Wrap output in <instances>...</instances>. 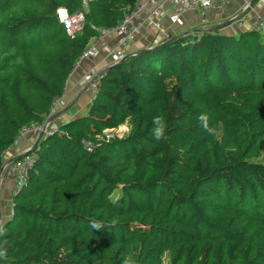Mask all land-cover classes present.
I'll use <instances>...</instances> for the list:
<instances>
[{
  "label": "trees",
  "instance_id": "trees-1",
  "mask_svg": "<svg viewBox=\"0 0 264 264\" xmlns=\"http://www.w3.org/2000/svg\"><path fill=\"white\" fill-rule=\"evenodd\" d=\"M136 2L0 0V169L21 132L51 115L99 30ZM59 8L83 11V30L69 36ZM162 43L109 65L87 111L28 151L0 264H264V32Z\"/></svg>",
  "mask_w": 264,
  "mask_h": 264
},
{
  "label": "built area",
  "instance_id": "built-area-1",
  "mask_svg": "<svg viewBox=\"0 0 264 264\" xmlns=\"http://www.w3.org/2000/svg\"><path fill=\"white\" fill-rule=\"evenodd\" d=\"M264 2V0H261ZM231 3V0H211L208 5H204L203 0H137L135 6L131 8L116 25L108 28H101L97 38V43L91 42L90 45L81 54L77 65L86 59H94L105 54L110 61L116 63L122 60L128 53L125 51L128 44L136 41L139 36L147 37V32L151 30L162 31V18L166 14L171 23L176 24L181 17L190 12H206L214 9L223 12ZM165 4L170 6V13L165 12ZM61 13L64 15L62 16ZM57 17L69 36H75L83 30L85 24V14L83 11L69 13L65 8L57 10ZM239 27H243L244 21L237 20ZM248 29L264 32V13L255 11L252 19L248 24ZM170 37L166 33L165 40ZM114 38L115 42L112 46L107 43L108 39ZM165 40L159 41L154 39V45L160 44ZM99 70L93 66L84 75V84L95 93L96 82L99 78ZM61 98L57 99L51 110V115L55 112L60 103ZM50 115V116H51ZM49 116V117H50ZM46 122V121H45ZM33 124L29 128L24 129L21 134H25L29 130L34 132H46L47 123ZM44 133V134H46ZM20 134V136H21ZM19 136V137H20ZM18 141V140H17ZM16 141V143H17ZM33 163V156L27 153L21 159L7 164V171L15 184V192L25 183L30 167ZM2 223L0 211V225Z\"/></svg>",
  "mask_w": 264,
  "mask_h": 264
},
{
  "label": "crops",
  "instance_id": "crops-1",
  "mask_svg": "<svg viewBox=\"0 0 264 264\" xmlns=\"http://www.w3.org/2000/svg\"><path fill=\"white\" fill-rule=\"evenodd\" d=\"M252 1L253 0H231L230 5L223 12H218L214 9L207 10L204 13L190 12L182 16L181 20L176 24L171 23L168 16L165 14L162 18V31H148L146 38L139 36L136 41L128 44L125 51L131 53L139 49L151 47L154 45L153 41L155 38L159 41L165 40L166 33H169L170 36H176L187 31L198 32L208 29L214 30V28L219 26L221 27L219 30L224 34H235L243 29H248V24L252 19L253 13L255 11L264 13V2L257 0L253 6H250ZM248 6H250V8H247ZM170 10V6L165 4V12L170 13ZM237 20L244 21L243 27L238 26ZM97 41V38H93L91 42L97 43ZM114 42V38L107 40L110 46H112ZM97 45H100V42H98ZM110 64H112V62L105 54L94 59L82 60L78 65L76 64L67 81L65 94L61 97V100L64 101L63 104L66 103L65 97L67 100L70 99V102L56 114V118L52 122V128H56L60 124L84 114L82 112L88 109L93 95L91 90L84 84V75L93 66L99 71H103ZM37 138L38 137H34L32 133L21 134L17 143L5 152L4 163L11 161L13 158L33 147ZM7 167L6 165L0 177V211L2 221L11 214V200L15 193V184L8 174Z\"/></svg>",
  "mask_w": 264,
  "mask_h": 264
},
{
  "label": "clouds",
  "instance_id": "clouds-1",
  "mask_svg": "<svg viewBox=\"0 0 264 264\" xmlns=\"http://www.w3.org/2000/svg\"><path fill=\"white\" fill-rule=\"evenodd\" d=\"M211 2V0H203L204 5H208ZM198 120L202 126V128L209 134H214L215 129L209 126V117L206 113H202ZM154 128L152 130V136L155 140L159 141L161 139L165 138V130H166V123L161 116H155L152 121ZM91 227L94 229L99 230L102 227V223L93 221L91 224ZM7 256L6 249L0 250V259L5 258ZM124 264H134L132 259L126 258L124 260Z\"/></svg>",
  "mask_w": 264,
  "mask_h": 264
},
{
  "label": "rangeland",
  "instance_id": "rangeland-1",
  "mask_svg": "<svg viewBox=\"0 0 264 264\" xmlns=\"http://www.w3.org/2000/svg\"><path fill=\"white\" fill-rule=\"evenodd\" d=\"M111 65V64H110ZM92 92V91H91ZM93 94V93H92ZM91 98V97H90ZM92 98H93V95H92ZM65 100H66V105L65 104H63V102L64 101H62V100H60V103H59V105H58V107L56 108V110H55V112H53V114L50 116V117H48L47 119H46V122H45V124L47 123L48 125H47V127H46V131H49L50 129H54V128H52V122L55 120V118H56V114L61 110V109H63L64 107H66L68 104H69V102H70V99H66V97H65ZM82 111V110H81ZM87 110L85 109L82 113H85ZM81 113V112H80ZM81 113V114H82ZM54 117V118H53ZM51 118H53L52 120H50ZM128 128H129V126L126 124V125H124V126H121L119 129H117L116 130V134H118V136H123L127 131H128ZM27 133H32V135L35 137V136H37L38 138H39V136H40V134L41 133H46V132H34L33 130H29L28 132H26V134ZM37 138V139H38ZM32 148V147H31ZM30 148V149H31ZM30 149H28L27 151H25V152H23L22 154H20V155H23L24 153H26V152H28ZM19 155V156H20ZM25 156V155H24ZM23 156V157H24ZM22 158V157H21ZM20 158V159H21Z\"/></svg>",
  "mask_w": 264,
  "mask_h": 264
},
{
  "label": "water",
  "instance_id": "water-1",
  "mask_svg": "<svg viewBox=\"0 0 264 264\" xmlns=\"http://www.w3.org/2000/svg\"><path fill=\"white\" fill-rule=\"evenodd\" d=\"M256 1H257V0H253V1L251 2L250 6H253V5L256 3ZM250 6H248L247 8H250ZM219 28H221V27H220V26H219V27H216V28H214V30H218ZM189 32H193V31H187V32H185V33H189ZM162 45H163V43H160V44H157V45H153V46H151V47H148V48H143V49L136 50L134 53L142 52V51H145V50H147V49H155V48H157V47H159V46H162ZM104 71H105V69H104L103 71H100L99 74H98V76H100ZM53 118H54V117H53ZM53 118H51L50 120H52ZM42 136H43V133L40 134L39 138L37 139L36 143L34 144V146H33L32 148H34V147H36V146L38 145V143H39L40 139L42 138ZM32 148H31V149H32ZM31 149H30V150H31ZM30 150H29V151H30ZM27 153H28V152L24 153L23 155L17 156V157L13 158V159H12L11 161H9V162H5V163L3 164V166H2V168L0 169V177H1V174L3 173L4 168L6 167V165H7L8 163H10V162H15V161L19 160L21 157H23V156L26 155ZM1 217H2V216H1Z\"/></svg>",
  "mask_w": 264,
  "mask_h": 264
},
{
  "label": "snow or ice",
  "instance_id": "snow-or-ice-1",
  "mask_svg": "<svg viewBox=\"0 0 264 264\" xmlns=\"http://www.w3.org/2000/svg\"><path fill=\"white\" fill-rule=\"evenodd\" d=\"M61 15L63 16L64 14H63V13H61Z\"/></svg>",
  "mask_w": 264,
  "mask_h": 264
}]
</instances>
